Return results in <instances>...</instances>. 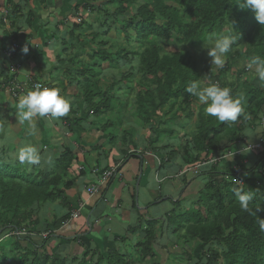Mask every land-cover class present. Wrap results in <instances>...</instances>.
I'll return each instance as SVG.
<instances>
[{"label": "trees", "instance_id": "obj_1", "mask_svg": "<svg viewBox=\"0 0 264 264\" xmlns=\"http://www.w3.org/2000/svg\"><path fill=\"white\" fill-rule=\"evenodd\" d=\"M109 1L115 6V25L123 26L124 33L128 29L133 30L136 47L130 49L133 47L130 44L128 49L121 48L117 51L112 47L98 49L109 43L98 32L93 34V45L96 47L88 57L90 61L97 60L98 63L91 66L85 60V63L72 60V68L75 69L79 64L81 75L85 79L78 81L76 74H72L73 77L70 73L67 75V86L72 82L78 83L83 90L79 92L81 96H78L83 101L79 103L76 100L69 113L56 124L61 128L65 126L72 133L67 136L76 135L73 126L89 119L91 113L93 125L107 136L110 152H114L117 146L123 148L125 159L129 156L131 146L145 151L162 152L165 156L160 166L166 164V158L170 157L172 161L181 160L180 170L188 171L219 157L224 150L223 141L230 143L228 148L242 141L244 136L238 131V127L246 124L250 126L248 116L259 125L264 109V90L254 86L250 79L240 83L238 88L236 84H232L230 88L234 97H243L242 113L236 122H219L215 117L205 115L202 106L195 114L193 106L198 100L186 91L191 82L201 78L198 64L186 47L204 46V40L209 34L235 36V43L228 53L230 61H227L223 70L225 73L231 70L232 61L236 65L246 62V66H254L251 64L253 57L264 59V26L257 22L254 12L240 9L238 0ZM19 9H22L21 5L17 7V11ZM76 11L74 15H79ZM16 12L11 16L12 29L18 28L17 21L21 18ZM127 13H130V17L121 20ZM32 21L34 14L30 13L26 23L32 27ZM80 28L77 22H73L71 31ZM112 30L108 26L103 33L105 35ZM12 33H9L8 39ZM29 40H33V37L30 36ZM171 41L175 42L176 47H182L172 50L162 45ZM136 58L138 67L132 66L130 72L123 73L121 78L125 89L132 91L134 96L118 100L113 94L118 84L113 81L109 87L104 88L102 83L108 81L104 78L100 80L98 76L103 69H118L122 60L133 62ZM2 66L0 94L6 89H13L17 78L6 63ZM99 68L101 69L98 71ZM133 72L138 74L135 85L129 83V79L135 77ZM37 78L38 76H34L31 83ZM225 85L222 82V87H226ZM46 86L52 87L50 84ZM75 88L77 93L78 87ZM239 88H242L241 94ZM98 97L100 100L96 101ZM131 104L136 124L149 133L147 137L142 136L140 147L135 140L139 131L137 125H131L129 129L125 127L126 110ZM4 108L0 102V111ZM80 113H83V117L78 119ZM182 115L186 116L187 121L196 117L194 125L197 129L193 137L186 134L180 136L184 125L178 129L170 126L172 122L180 120ZM93 125L90 127H94ZM67 136H62L57 151L54 150L56 145H51L45 155L41 149L40 165L21 164L18 160L20 148L10 149L8 145L0 143V236L23 230L28 233L25 238L16 237L18 239L10 249L0 245V264H65L69 259L63 254L59 256L47 253L45 244L37 246L30 238L33 235L32 229L40 228L58 203L65 209L69 207L66 193L79 177L84 176L82 170L77 172L75 165L79 162L78 153L70 149ZM165 138L177 141L176 149L166 143L158 147V150L156 146L162 144ZM26 142L30 143L28 140ZM24 144L26 143L22 142V146ZM258 155L259 160L255 166L241 164L236 173H225L218 165L215 167L213 164L209 173L202 171L190 181L191 184L185 185L182 195H192L190 201L193 205L187 208L184 215H177L175 211L183 200L176 203L170 201L172 208L163 213V226L169 225L171 234L178 241H183L190 247L196 244V247L201 248L202 258L198 264H264V231L259 226L260 219H264V181L257 177L261 175L264 179V164L259 167L264 162V148ZM49 157L51 161H48ZM209 175H224L226 179L216 183L209 179ZM201 177L205 182L197 185V179ZM194 185L196 186L192 190ZM233 189L251 193L249 211L242 210ZM157 202L162 205L166 203L163 199ZM97 203H93L92 207ZM68 218L69 215L63 218L55 216L52 223H46L44 234L50 232L49 236H54L55 231L61 229ZM159 221H149L142 233V240L136 245L125 247L124 251L90 250L82 258L71 259L74 264H146L148 259L153 260L167 251L166 246L158 244L155 235ZM24 240L28 247L22 245ZM39 247L44 251L41 255Z\"/></svg>", "mask_w": 264, "mask_h": 264}, {"label": "rangeland", "instance_id": "obj_2", "mask_svg": "<svg viewBox=\"0 0 264 264\" xmlns=\"http://www.w3.org/2000/svg\"><path fill=\"white\" fill-rule=\"evenodd\" d=\"M27 0H23L22 3L16 4L17 7L19 5L22 6V9L17 11V7H7L4 9L2 13H0V21L3 17L4 24H0V39L8 37L9 33L13 32L10 35V39H13L14 41L17 40L15 36H18L20 34H27L26 37V43L23 40V42L20 44L22 48L24 49L26 45H34L30 48H27L28 51L25 53L23 51L22 55L23 58H21L22 62H25L23 66L20 65L18 69V73H13L17 75V78L15 79V83H19L22 85V83L29 82L33 76V73L36 72L39 74V71L43 73L40 78L43 81H46L43 83L44 85L50 84L53 85L61 90V94L66 96L71 101V107L74 105L75 102H82L83 100L79 93L80 91H83L80 89V84L73 83L70 84V86H67L69 84V81H67V75L70 73L76 74L79 78L78 81H82L85 79L84 76L81 75V68L79 64L76 65L75 69L72 68V60L77 59L79 63H85L87 61L91 66H94L98 61H90L89 56L92 54V51L95 49L96 46L93 45V34L98 33L101 34L103 37V40L107 41L109 40V43L106 46H99L98 49H107L108 47H112L114 50H118L121 48L128 49L130 44L133 46L130 49H133L136 47V43L134 42L135 33L133 30L128 29L127 32L124 33L123 26H116L115 25V6L111 4L109 0H46L45 2H39L41 0H34L37 1L38 4L36 6H32V3ZM18 3V2H17ZM23 6H25L23 8ZM76 9H79V11H76ZM9 14L8 20L5 19L6 12ZM17 11V12H16ZM74 11H76V14L74 15ZM18 13V16L21 18L17 21L18 28L12 29L10 27V24L12 22L11 16L13 13ZM33 13L34 14V21H32V27L26 23L27 16ZM130 17V13L125 14L124 17L120 18L121 20H126ZM73 22H77L80 29H77L75 31H71V26ZM108 26L112 27V31L108 32L104 35L103 32H105L108 29ZM5 33V34H4ZM6 36V37H5ZM33 37V40H29V37ZM3 40V39H2ZM0 40V41H2ZM5 41H7L5 39ZM32 41V43H31ZM12 42V40H11ZM97 42H99L97 40ZM36 43V45H35ZM163 46L168 47L169 49L175 50L178 47H182L181 45H178L176 47V44L174 41L171 42H164L162 43ZM186 47V46H185ZM184 48V47H183ZM189 49V52L193 56L194 60L198 64V72L201 76L200 82L201 85L206 87L213 83H219L222 86V82L226 84L225 86L229 89L231 88L232 84H236V87H240V83L246 82L249 79L252 80V84L262 90H264V81H262L256 71L255 66H246V62H240L237 65L234 64L235 62L232 61L233 64L231 66V70L228 73H225L223 70L225 68V65L227 61L229 60V55L227 54L223 59L224 63L222 66H216L212 64V58L208 55V50L204 48V46H198L197 47H186ZM20 54H18L19 56ZM29 55V56H28ZM3 56V54H2ZM30 58V59H29ZM0 63L3 62V59L5 56L1 58L0 56ZM36 59V60H34ZM85 60V61H84ZM30 62L32 65L28 64ZM36 63V64H35ZM8 64V63H6ZM139 62L136 59L134 61H121L120 67L118 69H103L101 73L99 74L98 78L101 80L102 78L106 79L108 83H102L104 88H107L110 86V84L114 81L118 86H116L113 90V94L116 96L118 100H123L127 97L134 96V93L130 90L125 89V84L121 82V78L123 73H129L130 68L132 66L138 67ZM12 65L8 64V67H11ZM25 69H21V68ZM38 69V71H37ZM101 68L98 69V71ZM248 69V70H245ZM135 73V77L129 79V83H132L135 85V81L138 78L137 72ZM76 76V77H77ZM48 77V78H47ZM73 77V76H72ZM110 80V83H109ZM84 82V81H83ZM67 86V88H66ZM77 93H76V88ZM26 91L28 92L31 88L30 85H26ZM6 89V88H4ZM10 89L4 90L0 94V102L3 104L4 102H8L10 100H18L17 98L13 97V89L9 91ZM11 92V94H10ZM242 88H239V93L241 94ZM13 97V99H12ZM77 100V101H76ZM100 97L96 98V101H99ZM245 101V98H244ZM79 102V103H80ZM81 106V105H80ZM204 108V114H205V104L200 103L199 101L194 102L193 111L195 114H197L199 111V107ZM127 117L125 118V127L126 129H129L131 125H137L136 121L134 120V116L132 117V104L129 106V108L126 110ZM206 115V114H205ZM87 116L86 114L84 115ZM83 117V113H80L78 116V119ZM14 118V117H13ZM72 118V117H71ZM250 121V127H258L257 122L254 121L250 116L247 117ZM100 119V118H99ZM52 121V119H48ZM196 117L193 118L192 121H187L186 116L182 115L181 119L175 122H172L170 124L171 127H174L175 129H178V127H183L184 129L182 132H180V136H183L184 134L188 135L189 137H193L195 135L197 127L195 124ZM94 119L91 116V113L89 115V119H86L78 126H73L76 135L67 136L68 137V143L71 146H75L77 150V145L82 147L83 149L85 146L83 145V138L85 143L89 142H96V143H104V140L107 139L106 135H103L102 132L98 127L93 125ZM28 123L27 128L30 129H38L35 125V122ZM94 127H90V126ZM35 126V127H34ZM64 126V124H63ZM62 126V127H63ZM242 126L238 127V131H240V128ZM80 128V129H79ZM65 133L72 134L68 131L65 126L62 128ZM138 134L135 136L136 143L138 146L141 145V139L142 136L147 137L149 135L148 131L143 130L141 127H138L137 125ZM257 130V134L259 135V138L261 136V130ZM29 131V130H26ZM114 133H118L116 131H113ZM78 134V135H77ZM59 135V134H58ZM34 140L39 143V140L41 139V135H39L36 132H33ZM53 136L57 137V135L53 132ZM58 143H55L54 150L57 151L60 148V143L62 141V137H59ZM163 143H167L169 145H174V149H176L178 143L177 141H173L171 139L165 138ZM222 142V146L224 150L221 151V155L217 158L220 159V162L224 163L225 166L219 167L220 170L224 171L225 173H236L239 171V165L234 164V162H229V157H231L229 152V146L230 143H224ZM84 143V144H85ZM12 145V143H10ZM27 144V143H26ZM34 143H32L33 145ZM107 144V143H105ZM227 144V145H226ZM21 145V144H20ZM25 145V144H24ZM23 145V146H24ZM22 146V145H21ZM22 146V147H23ZM39 147V144H37ZM108 146V144H107ZM43 149V148H42ZM143 150V148H141ZM111 151V148L109 149ZM41 152V150H40ZM45 155L46 151L43 149L42 151ZM142 153V152H141ZM51 154V153H49ZM219 155V154H218ZM42 156V154H41ZM259 157V155L256 157V159ZM259 158L255 161V163L248 164V166H255ZM48 161H51V158H48ZM218 162L214 166L221 164ZM50 162L47 163L49 165ZM243 164V163H242ZM264 164V162L259 165L261 167ZM258 165V164H257ZM212 166V165H211ZM211 166L209 164L200 167V171L203 172H210ZM191 175H194L191 174ZM259 180L264 181L263 177L261 175H257ZM238 177H235L237 179ZM210 180L215 181L216 183H220L226 179V176L224 175H213L212 178L209 177ZM239 181V179H238ZM197 182L199 185H203L205 182L203 179L198 178ZM194 185L192 187H195ZM188 204L183 205L181 209H178L176 212L177 215H184L187 208L192 207L193 203L191 201L187 200ZM170 203V202H169ZM58 207H62L59 203L56 205ZM63 208V207H62ZM172 208V205L171 207ZM59 209V208H58ZM55 211L52 209V211L48 215V220L52 223L53 222V212ZM163 219L159 221L162 224ZM159 228V225H157ZM156 226V228H157ZM156 230H159V229ZM7 231V230H5ZM4 231V232H5ZM22 232V231H21ZM21 232H19L21 234ZM172 230H169V225L164 227V230L162 233L157 234V241L159 245H165L167 248L166 252H162V255L159 257H156L153 260H147L146 264H198L202 257L201 255V248L196 247V244H194L192 247H190L187 244H184L183 241H178L177 237L171 234ZM18 232L14 231L11 233H8L6 236L2 234L0 236V241L4 242L2 244L3 247H6L10 249L12 245L16 242V234ZM28 234V233H27ZM42 235V239H43ZM25 238V236L23 237ZM27 243V241H22V245L24 246ZM112 247V246H111ZM18 250V247H16ZM115 248H112L111 250H114ZM110 250V249H109ZM65 264H74V261L69 258ZM139 264V263H138Z\"/></svg>", "mask_w": 264, "mask_h": 264}, {"label": "crops", "instance_id": "obj_3", "mask_svg": "<svg viewBox=\"0 0 264 264\" xmlns=\"http://www.w3.org/2000/svg\"><path fill=\"white\" fill-rule=\"evenodd\" d=\"M22 2L23 0H0V13L8 6L15 7L16 4ZM31 3L32 6L38 4V2L34 0L31 1ZM5 12L7 14V11ZM26 35L27 34H20L15 36V38H18L17 40L21 41V43L23 40L26 43ZM2 39H0L2 40L0 41L1 58L4 56L3 51L8 43L5 39L7 40L8 37ZM31 46L34 45L30 44L24 47L30 48ZM22 53L23 49L18 53L20 55H17V58L13 61L19 65L22 64L21 66L25 64V62L21 61V58H23ZM4 63L12 65L11 61L3 59L2 64L0 63L2 69L4 68L2 66ZM28 64L32 65L30 62H28ZM21 69L25 68L22 67ZM0 73H2L1 69ZM42 74L43 73L40 71L39 74L36 72L33 73L32 78L38 76L37 80L34 81L35 83L46 82L40 78L44 75ZM11 90L12 89L9 91ZM26 92L27 91H25L24 94H26ZM24 94L19 93L16 97L13 94V97L18 99ZM17 101L18 100H10L2 104L5 108L0 111V143L8 145L10 149H16L17 147L22 148V142L27 143L26 140H28L31 144H39L43 149L48 150L51 145H55V143L53 144L52 142L58 143L60 142L59 137L67 136L65 131L60 126L56 125L57 122L59 123L61 117L50 121L48 118L37 116L31 121L21 122L16 115ZM32 122H35L38 129L32 130L27 128V124H33ZM258 129H260L259 125L254 128L250 127L248 124L240 128L244 139L236 142L228 149L231 155V157L227 158L229 162H234L235 166L236 164L241 165L242 163L246 165L255 163L258 159H256V157L263 149H252L250 151L247 148L258 143ZM33 132L41 135L39 143L34 140ZM53 132L57 137L53 136ZM258 133H260V130ZM10 143H12V145ZM82 143V146H85L84 149L79 145L76 146L77 150L75 146L71 145L70 149L74 153H78L79 162L75 167L77 168V172L81 171L80 168H82L84 176L79 177L74 186L66 193L69 207L65 209L64 206H62L63 208L58 207V209L57 206H55V211L52 215L53 220L55 216L59 218L66 217L81 204H84L85 207L78 220L73 221L68 226L63 224L61 229L55 231L53 234L54 236H49L50 238H41L42 235L44 236L47 226L46 223L50 222L48 219L43 221L40 228L32 229L33 235L30 238L36 242L37 246L42 247V245L45 244L47 253H55L56 255L59 254V256L63 254L68 258H82L85 253L90 250L107 252L115 248L120 252L124 251L125 247L136 245L142 240V233L146 229L149 221L153 219L161 220L164 217L163 213L171 209L170 207L172 204L170 201L176 203L183 200V205L188 204L187 200L189 201L192 195L189 194L190 196H184L182 192L185 189V185L188 183L191 184L190 181L194 179L196 175H191L193 174L192 172L181 175L183 172L180 170L181 160L177 159L176 161H172L170 157H167V163L160 166L163 163L161 160L164 158L163 156H165L162 152H154L153 150L145 151L141 148L131 146L129 156L125 159V155L123 156L122 154L123 148L117 146L113 150L114 152H110V146L105 144L107 143L106 140H104V143H85L83 138ZM163 144L165 145V143H162L157 145L156 148ZM171 146L175 147V144ZM245 146L247 150L243 152ZM42 148H40V150ZM140 152H142V154ZM119 162L121 163L119 175L110 180L98 195L90 199L85 189L91 184L99 183L102 173ZM222 162L218 165L219 167L225 166ZM209 165L211 166V164ZM201 172L202 171H199V173ZM209 177L212 178L213 175H209ZM200 179L203 178L201 177ZM197 185H199V183ZM190 187L187 188V193ZM160 199H163L166 203L163 205L157 204V201ZM95 202L98 203L93 208L92 204ZM182 204L179 205V207L177 206L175 211L181 209L183 207ZM158 225L159 228L158 226L157 228L159 230H155L156 238L157 234L162 233L164 230L163 223L161 224L160 222ZM124 239L126 242H123ZM3 243L4 242L0 241V245ZM24 246L28 247V244L26 243ZM38 252L39 255L44 253L43 249L40 247Z\"/></svg>", "mask_w": 264, "mask_h": 264}, {"label": "clouds", "instance_id": "obj_4", "mask_svg": "<svg viewBox=\"0 0 264 264\" xmlns=\"http://www.w3.org/2000/svg\"><path fill=\"white\" fill-rule=\"evenodd\" d=\"M237 4L242 10L254 12L257 22L261 26H264V0H238ZM8 14L7 12L4 21L8 20ZM1 23L4 24L3 17L0 21ZM11 40L12 42L21 44L19 40L8 39L6 46L11 44ZM234 43V35L225 36L212 33L204 40V48L208 50V55L212 58V64L222 66L224 63L223 58L231 51ZM22 49L21 46L20 51ZM23 51L27 53V47ZM13 61L11 62L13 63ZM251 64L255 66L258 77L264 81V59L258 56L253 57ZM186 91L196 97L200 103L207 105L205 114L215 117L219 122H236L242 113L243 97H234L228 87H222L219 83H213L204 87L201 85L200 80H197L191 82ZM70 106L71 101L61 94L59 88L36 85L33 90H29L18 98L16 115L21 122L31 121L37 116L57 119L67 115L70 111ZM246 150L245 146L243 152ZM18 160L21 164L40 165L42 161L40 149L30 143L25 144L18 152ZM233 191L238 198L242 210L249 211V201L252 199L251 193L243 192L241 189H233ZM259 226L264 231V219H260Z\"/></svg>", "mask_w": 264, "mask_h": 264}, {"label": "built area", "instance_id": "obj_5", "mask_svg": "<svg viewBox=\"0 0 264 264\" xmlns=\"http://www.w3.org/2000/svg\"><path fill=\"white\" fill-rule=\"evenodd\" d=\"M4 49L5 50L3 51V53H4L5 58H7L6 60L13 61V60H15L17 58V55H18V53L21 50V46H20V44L18 42H11V44L9 46H6ZM19 67L20 66L17 63L13 62L12 66L10 67V71L13 72V73H18ZM26 85H27V87H28V85H30V88H31L30 90H33L36 85L46 86L43 83H35V82L31 83V81L26 82V83H22V85L19 84V83H17V84L15 83V86L13 88L14 96L16 97V95L19 94V93L20 94H24V92L27 89ZM259 127H260V130H261V136L259 138V141H258V143L256 145L249 146L247 148L248 150H252V149L259 150V149H263L264 148V109H263V111H262V113L260 115V118H259ZM218 162H220V159L216 158V159L210 161L208 164L213 165V164H217ZM205 165H207V163H205V164H203L201 166L195 167L192 170L183 171L181 173V175H186L189 172H192V173H194V175H197V174H199L200 167L205 166ZM120 166H121V163H117L115 166L111 167L110 169L105 170L102 173V175L100 176L99 183L91 184L85 189L86 190V194L88 195V197L90 199L93 198L94 196L98 195L101 192V190L107 185V183L110 180L116 178L119 175ZM80 170H82V168H80ZM238 183L241 184V181H238ZM84 207H85V205L81 204L76 210L71 212L69 214V218L65 222V226H68L73 221L78 220L81 217V213H82ZM19 232H21V231H19ZM19 232L16 234V237H21V236L27 235V232L25 230H23L21 232V234ZM47 236H48V234L45 235V237H47Z\"/></svg>", "mask_w": 264, "mask_h": 264}, {"label": "bare ground", "instance_id": "obj_6", "mask_svg": "<svg viewBox=\"0 0 264 264\" xmlns=\"http://www.w3.org/2000/svg\"><path fill=\"white\" fill-rule=\"evenodd\" d=\"M119 163H120V162H119ZM119 171H120V169H119ZM47 234H48V236H49L50 232H49V233H46V234H44V238H47V237H48V236H47V237H45V235H47Z\"/></svg>", "mask_w": 264, "mask_h": 264}]
</instances>
